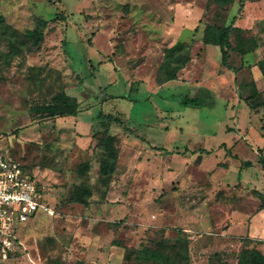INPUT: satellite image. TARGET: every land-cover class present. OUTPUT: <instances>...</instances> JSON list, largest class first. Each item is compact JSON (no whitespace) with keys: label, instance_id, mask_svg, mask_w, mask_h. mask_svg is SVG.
<instances>
[{"label":"rangeland","instance_id":"rangeland-1","mask_svg":"<svg viewBox=\"0 0 264 264\" xmlns=\"http://www.w3.org/2000/svg\"><path fill=\"white\" fill-rule=\"evenodd\" d=\"M231 23L250 49L231 35L236 71L206 44ZM176 42L191 63L159 84ZM59 91L79 111L39 119ZM255 92L264 102V0H0V151L54 210L19 225L0 264H237L254 243L229 214L251 216L264 193Z\"/></svg>","mask_w":264,"mask_h":264},{"label":"trees","instance_id":"trees-1","mask_svg":"<svg viewBox=\"0 0 264 264\" xmlns=\"http://www.w3.org/2000/svg\"><path fill=\"white\" fill-rule=\"evenodd\" d=\"M244 1L245 0H239L240 9H242ZM36 32L37 31H33V33ZM242 32V28L235 26L234 23H231L226 26H213L211 32L208 33V41L206 43L219 47L221 53V64L233 71H236L235 68L230 66V64L228 63V60L230 58V51L233 49L230 43L231 35L235 34L236 45L234 49L236 51H238L242 55L250 52V49L246 48L245 46V40L241 35ZM164 56L165 58L161 65L163 75L157 76L156 79L159 84L176 80L178 72L191 60L190 53L188 52L187 47L182 42H177L173 46L168 47L165 50ZM202 89L203 94L205 93L208 96L213 95L211 90L204 87ZM195 101L196 98L184 99L182 102L183 104L189 105L188 103H194ZM245 102L252 109H257L258 107L264 105V102L261 100L260 92L250 94L245 98ZM78 111L79 102L74 97L66 94L64 91H59L54 94L48 103L39 104L35 107V112L39 116V119L75 116ZM106 118L109 121H116L118 123L120 122L117 117L109 115L106 116ZM114 140V136L108 135L107 141L110 146L114 144ZM233 157L235 158V156ZM259 164L264 171L263 157L259 158ZM242 165L248 168L252 166V163L249 160H246L242 163ZM255 193L260 200L261 207L264 208V194L259 191H255ZM237 264H264V255L259 250L253 247L243 248L240 252Z\"/></svg>","mask_w":264,"mask_h":264},{"label":"built area","instance_id":"built-area-1","mask_svg":"<svg viewBox=\"0 0 264 264\" xmlns=\"http://www.w3.org/2000/svg\"><path fill=\"white\" fill-rule=\"evenodd\" d=\"M40 184L15 158L0 151V259L6 260L22 245L17 227L28 223L42 210H54L44 200Z\"/></svg>","mask_w":264,"mask_h":264},{"label":"crops","instance_id":"crops-1","mask_svg":"<svg viewBox=\"0 0 264 264\" xmlns=\"http://www.w3.org/2000/svg\"><path fill=\"white\" fill-rule=\"evenodd\" d=\"M206 44H208V43H206ZM191 60H192V58H191ZM204 62H205V60L203 58V63ZM189 63H191V61ZM204 88H207V87H204ZM207 89H209V88H207ZM229 219L230 220H236L237 222L241 223V227L238 228L239 229L238 231H243L242 233L244 235L240 236L241 234H239V236H237V238L242 237L244 239H247V240L253 242L254 245H252L251 247L259 250L264 255V208L261 207V203L259 204L256 212L254 214H252L251 216L246 215L245 211L236 210V211H231V213L229 214ZM227 236H229V235H227ZM111 249L115 250L116 248L113 247V248L109 249V252H107L105 254V256L103 257L104 261L108 260V255H109ZM100 255H102V254H100Z\"/></svg>","mask_w":264,"mask_h":264}]
</instances>
